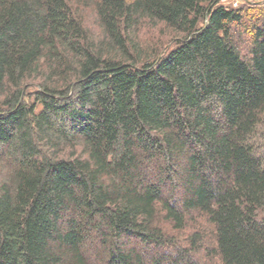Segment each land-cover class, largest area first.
Returning <instances> with one entry per match:
<instances>
[{
  "label": "trees",
  "instance_id": "1",
  "mask_svg": "<svg viewBox=\"0 0 264 264\" xmlns=\"http://www.w3.org/2000/svg\"><path fill=\"white\" fill-rule=\"evenodd\" d=\"M260 14L0 0V264H264Z\"/></svg>",
  "mask_w": 264,
  "mask_h": 264
},
{
  "label": "rangeland",
  "instance_id": "2",
  "mask_svg": "<svg viewBox=\"0 0 264 264\" xmlns=\"http://www.w3.org/2000/svg\"><path fill=\"white\" fill-rule=\"evenodd\" d=\"M220 3L224 6L231 8H242L244 13L247 15V18H258L264 12V0H220ZM249 7V8H247ZM246 19V16H245ZM249 24V23H248ZM164 30L161 27L158 28H145L140 33L141 41H156L158 38L162 41L163 48H167L170 46H166L170 40V36L167 32H163Z\"/></svg>",
  "mask_w": 264,
  "mask_h": 264
}]
</instances>
